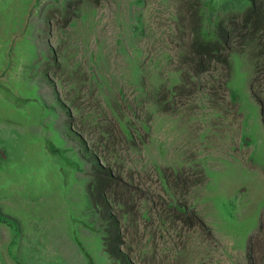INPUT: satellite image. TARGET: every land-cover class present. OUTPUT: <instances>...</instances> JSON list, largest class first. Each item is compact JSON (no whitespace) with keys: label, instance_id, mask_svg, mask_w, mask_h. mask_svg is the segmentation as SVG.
Wrapping results in <instances>:
<instances>
[{"label":"rangeland","instance_id":"1","mask_svg":"<svg viewBox=\"0 0 264 264\" xmlns=\"http://www.w3.org/2000/svg\"><path fill=\"white\" fill-rule=\"evenodd\" d=\"M235 5L0 0V264H119L96 157L123 177L132 263L264 264V76L248 52L196 73L189 51Z\"/></svg>","mask_w":264,"mask_h":264},{"label":"trees","instance_id":"2","mask_svg":"<svg viewBox=\"0 0 264 264\" xmlns=\"http://www.w3.org/2000/svg\"><path fill=\"white\" fill-rule=\"evenodd\" d=\"M235 6L241 13L234 14L227 22L218 20L214 36L199 30L200 19L197 18L198 22L189 45L196 73L208 70L212 63H218L226 69L231 52H248L255 73L264 76V0H239V8ZM91 164L92 173L87 190L103 227L104 250L114 262L134 264L123 252L124 242L119 215L112 207L114 203L124 204L125 200L117 197L112 202L109 198L111 189L125 185L123 177L97 157Z\"/></svg>","mask_w":264,"mask_h":264}]
</instances>
